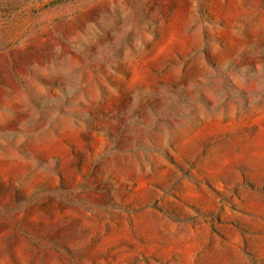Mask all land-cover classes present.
<instances>
[{
	"label": "rangeland",
	"instance_id": "1",
	"mask_svg": "<svg viewBox=\"0 0 264 264\" xmlns=\"http://www.w3.org/2000/svg\"><path fill=\"white\" fill-rule=\"evenodd\" d=\"M0 264H264V0H0Z\"/></svg>",
	"mask_w": 264,
	"mask_h": 264
}]
</instances>
